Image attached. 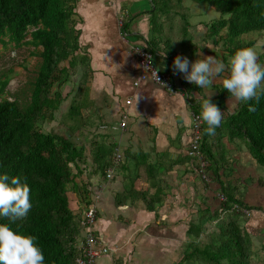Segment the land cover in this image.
<instances>
[{"label": "trees", "instance_id": "1", "mask_svg": "<svg viewBox=\"0 0 264 264\" xmlns=\"http://www.w3.org/2000/svg\"><path fill=\"white\" fill-rule=\"evenodd\" d=\"M150 1L151 35L144 40L154 52L160 46L206 48L207 38H213L211 45L222 48L220 59L225 61L226 53L229 56L237 48L254 45L252 39H243L242 35L254 31L264 34V0H191L218 13V17L201 22V28L189 21V11L183 0ZM76 2L0 0V43L39 48L37 53L40 58L26 103L10 98L6 92L8 77L0 78V172L27 177L32 202L25 218L11 221L2 217L0 221L36 235V243L44 252L45 264H78V259L86 252L81 245L86 241L87 222L69 208L68 185L77 192L85 213L92 203L91 193L85 184L78 186L75 177L83 173L84 166L89 162L94 164L90 172L92 175L104 176L115 148V143L104 135L94 144L90 150L91 157L87 158L85 147L75 144L68 135L44 132L39 127L47 119L54 118V112L66 97L63 87L70 81L72 72L76 71L81 73L80 82L76 85L75 98L68 107L67 115L82 121L78 123L77 120L73 130H78L89 119L82 118L80 112L86 106V97L82 93L88 87L86 82L90 67L86 52L79 46L76 25L80 17L75 10ZM177 18L182 21L179 28ZM174 30L176 37L181 39L176 44L169 36ZM193 30L198 36L205 31L199 43L193 42ZM257 58L264 64V51ZM189 86L201 94L200 98L189 96L191 110L199 113V101L205 96L200 86L194 83ZM214 87L216 92L210 98L222 111L226 110L231 93L223 89L222 84ZM185 88L189 92L188 87ZM248 103L255 104V111H249L246 103L238 101L233 111L224 116L214 134L205 132L207 125L203 122L200 152L208 161L211 178L219 182V193L225 199L220 200L217 210L198 208L197 218L188 212L190 218H184L185 238L172 264H264V258L254 260L257 252L253 249L250 232L244 227V219L250 213L244 214L232 208L236 203L249 211L258 207L244 202L232 187L223 184L218 173V167L223 166L220 153L223 149H220L219 140L224 129L229 140H242L251 156L264 166V94L258 102L252 100ZM146 168V182L153 192L149 193L148 188L136 189L134 184L139 175L134 174L126 180L123 191L114 196V202L121 206L141 201L147 211L158 216L157 211L168 196L169 186L160 182L155 166L147 163ZM97 213L98 210H95L94 222ZM91 233L100 241L92 228ZM95 246L99 245L96 243ZM103 255L105 253H100L95 258V264Z\"/></svg>", "mask_w": 264, "mask_h": 264}, {"label": "crops", "instance_id": "2", "mask_svg": "<svg viewBox=\"0 0 264 264\" xmlns=\"http://www.w3.org/2000/svg\"><path fill=\"white\" fill-rule=\"evenodd\" d=\"M150 5V0H117V4L112 0H77L75 6L81 18L76 25L79 46L86 52L90 67L86 82L88 97L86 106L81 108L82 115L100 122L98 128H103V133L106 132L122 154V162L112 178L103 183L96 204L103 211L95 221L98 223L94 225L95 234L102 244L117 246L115 251L98 258L100 264H148L149 261L153 262L150 264H171L177 259V249L185 238L184 218H190L188 212L197 218L198 208L208 207L212 211L220 206L219 182L211 180L204 184L192 166L194 162H188L185 154L191 132L189 96L200 98L201 94L191 89V82L182 73L173 69L176 55L187 56L189 60L204 55L219 57V48L211 45L213 38H207L206 48L186 50L160 46L153 63L161 66L160 70L171 66L175 92L150 78H140L141 69L133 45L142 46L144 39L151 35ZM200 23L196 22L198 26ZM193 31V40L199 43L205 31L199 36ZM216 84H222V75L214 77L209 87H201L203 95L213 96ZM230 101L238 102L231 95L227 109L223 110L224 116L232 111L231 104L228 106ZM219 142L223 149L220 150L223 159L219 157L223 164L218 167L219 179L232 187L244 202L258 207L250 211L243 223L250 232L256 255L264 254V180L261 177L264 166L251 156L242 140H229L225 129L220 133ZM147 163L157 168L160 182L169 186L158 216L147 211L141 201L117 206L113 199L123 191L130 176L138 174L139 178L146 179ZM145 184L144 188L136 181L134 185L136 189L148 188L149 193L153 192Z\"/></svg>", "mask_w": 264, "mask_h": 264}, {"label": "clouds", "instance_id": "3", "mask_svg": "<svg viewBox=\"0 0 264 264\" xmlns=\"http://www.w3.org/2000/svg\"><path fill=\"white\" fill-rule=\"evenodd\" d=\"M113 2L117 4V0H113ZM122 23L123 21L120 19L118 24L121 26ZM144 43L146 45L145 40ZM148 50L154 57L156 52L152 51L149 47ZM257 56V51L251 46L235 49V51L229 55L227 63H225L223 59L213 55L198 56L195 60H189V58L184 55H176L173 58V69L174 71L182 73L187 81L200 87H209L214 77L222 75L223 89H226L238 101L246 103L249 111H255V104L248 102L252 100L258 102L260 96L264 94V64L258 61ZM160 67L161 66H157L154 69V76L157 81H159L157 72L160 70ZM170 68L167 69L171 71L172 81L174 83L173 71ZM175 91H177L176 86ZM199 103L201 105L200 112L195 113L199 114V118L202 122L206 123L207 127L205 128V132L214 134L216 127L219 126L224 119V113L221 108L213 102L209 95L202 97ZM191 112L194 111H190V117ZM111 128L114 129L116 127L111 126ZM186 150L185 154L189 162H194L192 166L195 168L196 174L199 176L200 180L204 184L209 183L212 178L208 161L205 159L207 161L205 170L207 179H203L198 173L195 161L187 155ZM116 153L120 154V160L118 164L114 166L113 172L122 162V154L115 147L110 156V166L107 167L104 176H102L105 182L109 181L113 176V172L110 177H107L106 173L108 168L112 166L113 157ZM103 183L104 182H100L99 187L103 188ZM30 193L31 188L27 182V177L19 174L10 175L8 172H0V218L7 217L11 221L25 218L32 208ZM217 195L220 200L225 199V196H223V199L220 198L222 195L221 193ZM37 239L38 237L32 233L14 229L9 223L0 221V264H45L44 252L39 244L36 243ZM97 242L99 246L106 248V251L102 252L105 254L115 251L117 248V246L102 244V242L98 240Z\"/></svg>", "mask_w": 264, "mask_h": 264}, {"label": "rangeland", "instance_id": "4", "mask_svg": "<svg viewBox=\"0 0 264 264\" xmlns=\"http://www.w3.org/2000/svg\"><path fill=\"white\" fill-rule=\"evenodd\" d=\"M183 5H185L187 10L189 11L187 13L189 21L193 22L194 25L196 24V22H202L206 20L208 17L210 18L211 17L210 15H213L215 18L218 17V13L207 5L196 4V3H193L191 0H183ZM206 10H208V12H206ZM209 12L211 14H209ZM184 14H186V12H184ZM177 19H178L177 28H179L182 24V21H180L179 18ZM169 36L171 38L170 39L171 41L177 42L181 40L180 37H176L175 30H174V33H169ZM241 38L246 39V40L252 39L254 41V45L252 47L255 48L258 55L264 51V34H258L257 31H254V32H249L248 34L242 35ZM178 46L177 48H179ZM183 49L190 50L191 48H183ZM221 49L222 48L219 47V50H218L219 57L218 58H220L221 56L220 54ZM38 50L39 48H34L32 46H28L24 44L20 46H14L13 43H9L7 45H2L0 43V78H3L4 76L8 77V83L6 85V92L9 94L10 98H16L22 104L26 103L29 99L31 83L34 79V76L36 75L37 66L40 61V58L37 53ZM225 56H226L225 62L227 63V60L229 57L228 53H226ZM225 74H226V71H225ZM80 77H81L80 72H77V71L72 72V74L70 75V81L66 82L65 86L63 87V90H64L63 92L65 93L66 97L64 101H62V103L60 104L59 108L54 112V118L47 119L39 127L44 132L52 131V132H57V133H62L64 135H68L75 144L83 145L85 147L86 157L90 158L91 157L90 150L93 149L94 144L97 141L102 140L104 138V137L100 138V135L105 134L106 132L103 133L102 127L98 128V123L100 122H97L96 120H94L93 117L92 118L90 117L88 121L86 122V124L81 125L78 128V130H73V127L75 123L77 122L78 117H75V118L68 117L67 111H68V107L72 99L75 98L76 85L80 82ZM86 91H84V93L82 94H84L85 97L86 95L88 97V92ZM230 104H231V110L233 111V109L237 105V102L235 103L234 101H230L228 105L229 108H230ZM80 112L83 118L84 116L82 115V111ZM84 114H86V112H84ZM81 122H82L81 119L78 120V123H81ZM103 125H105L104 129H108V126H106V124H103ZM119 125H121L122 128L124 126L122 122H119ZM107 138L108 140H111L109 136H107ZM93 167H94V164L92 162L87 163L84 166L83 173L75 177V182L78 186H80L82 183L85 184L86 188L90 191L91 197H92L91 205L93 206L94 211L98 210V213L96 215L97 217V216H101V213L103 211V207L101 208L99 206L100 207L99 208L98 206H96L97 202L100 200L101 191H102V188L99 187V184L100 182H105V181L103 180L102 178L103 175L101 174H97V176H92L90 172H92ZM261 177H262V180H264L263 173L261 174ZM145 182H146V179L144 180V178L142 177H140L138 180L136 179L137 185H139L141 188H144L147 185L145 184ZM97 190H99L98 193H96ZM66 194L68 197L69 208L74 213L76 214L78 213L81 217L84 218V213L82 211L83 205L79 200L77 192L73 191L70 185H68V191ZM102 204H103L102 206H105L106 202H103ZM105 212H106V209H105ZM96 221H97V218H96ZM95 223L97 222H93V224L91 223L92 229H94ZM261 258H264V254H260V255L258 254L256 257H254V260L257 261V260H260ZM105 259L106 257L102 258L101 261ZM150 263H153V262L149 261L148 264ZM97 264H100L99 259L97 260Z\"/></svg>", "mask_w": 264, "mask_h": 264}, {"label": "built area", "instance_id": "5", "mask_svg": "<svg viewBox=\"0 0 264 264\" xmlns=\"http://www.w3.org/2000/svg\"><path fill=\"white\" fill-rule=\"evenodd\" d=\"M135 56L138 60L141 74L140 78H150L153 82L158 85L163 86L165 89L174 92L175 86L172 81V73L168 69L159 70L157 75L159 81L155 79L154 69L156 66L153 63V54L148 50V47L143 43L142 46L137 44L133 45ZM163 82V83H162ZM137 83V81H136ZM129 102V101H126ZM191 135L190 141L186 150L187 155L195 161L198 173L203 179H207V174L205 172L207 167V161L202 156L200 152V142H201V131H202V120L199 118V114L191 112ZM120 160V154L116 153L113 157V164L108 168L106 176L110 177L113 172V168L118 164ZM99 190L96 191L98 193ZM223 199V195L220 196ZM233 209L239 210L244 214H249L250 211L239 204H233ZM95 211L93 206L90 204L88 209L85 211L84 218L87 222V233L86 241L81 245V248L86 251L83 253L82 257L78 259V264H95V258L102 252L106 251L105 247L95 246L97 239L94 237V234L91 233V223L93 224L95 218Z\"/></svg>", "mask_w": 264, "mask_h": 264}]
</instances>
